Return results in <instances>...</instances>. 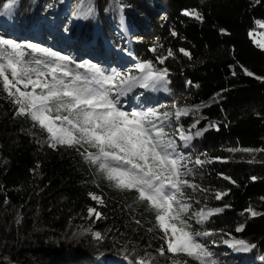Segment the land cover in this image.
Returning a JSON list of instances; mask_svg holds the SVG:
<instances>
[{"label": "trees", "instance_id": "16d2710c", "mask_svg": "<svg viewBox=\"0 0 264 264\" xmlns=\"http://www.w3.org/2000/svg\"><path fill=\"white\" fill-rule=\"evenodd\" d=\"M51 1L18 0L12 14L18 32L16 38L71 55L68 46L54 42L50 45L47 39L30 36L32 30L41 29V17ZM7 2L0 0V15ZM80 3L81 0H70L71 14ZM94 3L96 24L108 41L119 46L123 37L116 38L115 31L107 25V18H119L118 13L108 11L112 0H94ZM122 3L128 6L124 15L134 33L137 61L151 60L169 72L167 96L150 98L144 106L173 110L172 105H200L199 113L181 118L185 129L197 118L200 120L197 128L207 127L209 122L216 125L183 149L192 157L189 167L195 168V174L187 179L198 185L196 192L186 189V195L192 197L186 201L191 205L188 215L202 207L228 204L230 207L224 213L204 223L205 229L216 233L206 239L207 245L216 253L219 264H264L261 259L264 215L252 217L246 211L252 208L264 213V165L247 162L252 159L264 163V152L228 151L264 149V81L255 78L264 77V50L250 37L255 21L264 20V0L259 3L256 0H122ZM185 11L199 12L204 19L200 22L185 16ZM173 30L178 33L176 37L171 36ZM91 37L90 24L81 32L80 40L87 43ZM153 47L156 53L151 51ZM180 48L189 51L192 58L185 57ZM168 49L173 50L175 58L169 57L163 65L159 64L156 56L166 55ZM97 50L103 52L101 46ZM74 58L77 63L84 60L98 63L87 57ZM99 63L108 69L125 71L109 58ZM243 68L254 75H244ZM5 97L6 94H0V264H109L118 260L129 263V259H139L131 255L132 249H137L140 256L147 252L157 257L155 264H173V254L158 257L156 249L163 244L160 239L163 233L155 227L154 212L134 203L135 193H122L110 187L76 148L49 147L47 133L33 127L30 120L16 118L15 108ZM133 99L139 106L144 100L140 92ZM82 151L84 148H80ZM197 156L221 160L213 159L211 164L198 168L194 165ZM221 174L230 176L236 184L224 180ZM253 176L257 179L252 180ZM216 191L228 194L217 201ZM89 193L102 196L105 204L98 205ZM88 207H96L106 218L88 219ZM191 223L194 228H201L194 219ZM241 223L243 231L235 232ZM89 224L107 232V240L94 242L89 235L72 239V233ZM149 228L153 231L149 232ZM221 235L225 239L232 236L245 239L257 248L241 259L236 258L223 244Z\"/></svg>", "mask_w": 264, "mask_h": 264}, {"label": "snow or ice", "instance_id": "6c2138e0", "mask_svg": "<svg viewBox=\"0 0 264 264\" xmlns=\"http://www.w3.org/2000/svg\"><path fill=\"white\" fill-rule=\"evenodd\" d=\"M17 5L18 0H8L3 5L2 15L11 18ZM47 7L51 9L53 5L48 4ZM126 7L122 0H112L108 9L119 14L120 28L124 32L128 30L124 15ZM96 14L94 0H81L73 13L76 19L85 21L95 19ZM184 15L200 22L204 19L201 13L195 11H185ZM255 23L264 27V21L256 20ZM6 25L7 21L0 24V29H3L0 31V94H6L5 98L15 108L16 118L30 120L33 127L38 126L46 132L49 147L76 148L114 190L135 193L134 203L143 204L154 212L155 227L163 233L160 236L163 244L156 249L158 257L170 253L173 254V264H219L216 253L206 243V239L216 233L203 225L210 217L224 213L230 206L225 203L223 207H202L188 215L191 205L186 202L192 199L186 195V189L196 192L198 185L187 179L195 174V168L189 167L193 160L183 149L190 147L209 128L216 127L209 122L207 127L197 128L200 123L197 118L185 129L181 118L199 113L201 106L172 105L173 110H162L163 106H144L148 103L145 96L140 106L125 110V99L136 89L168 91V69L158 68L151 60L136 63L133 69L126 71L108 69L102 63L90 60L77 63L71 55L29 39L14 37L9 31L14 25ZM221 32L224 30L221 29ZM177 35L175 30L171 32V36ZM258 46L264 47L262 44ZM124 51L132 56L131 51ZM151 51L156 53V47ZM179 51L188 59L192 58L186 49L180 48ZM169 57L175 58L172 49H168L166 55L156 56V59L163 65ZM243 73L250 77L254 75L247 68H243ZM232 75L235 76L236 72L233 71ZM255 78L264 81V77ZM191 129L196 130L192 132ZM80 148L84 151L80 152ZM228 151L253 154L264 152V149L230 148ZM213 159L221 160L220 157L201 159L197 156L194 165L202 168L211 164ZM221 175L224 180L236 184L230 176ZM256 179L252 177V180ZM227 194V191H216L215 200L220 201ZM89 195L98 205L105 204L102 196L95 193ZM246 211L252 217L264 215L252 208ZM93 216L97 221L106 218L96 207H88L87 218ZM193 219L201 225L200 229L193 227ZM135 223L140 225L141 222L136 220ZM243 229L244 224L241 223L235 232ZM148 231H153V228ZM85 235L97 241L102 239L101 232L91 227H80L72 233V239ZM220 238L236 253H251L257 248L255 243L235 236L225 239L221 235ZM131 255L139 259L133 261L126 256L129 264H155L157 260L147 252L140 256L137 249H132ZM261 259L264 260V257Z\"/></svg>", "mask_w": 264, "mask_h": 264}, {"label": "rangeland", "instance_id": "374dc122", "mask_svg": "<svg viewBox=\"0 0 264 264\" xmlns=\"http://www.w3.org/2000/svg\"><path fill=\"white\" fill-rule=\"evenodd\" d=\"M50 4H52L53 7L51 9H49L47 7L44 10V14L41 17V23H42L41 26H43L44 29L46 28V30L49 31V32H46L45 38H43L42 41H45V39H47V41H48V38H50V40H52V38L49 34L50 29H47V28H49V27L54 28L57 26L58 30L55 34L57 35L56 37H58V38H56L55 39L56 41L55 40L54 41H55V43L63 46L64 41H61V40L69 41L68 37L69 38H71V36H73V38L77 37L78 34L80 33V28L83 29L81 32H84L91 24L92 25V36L94 37V35H97L98 33L102 36V37L98 38L99 45L101 43H103L104 48H105L106 44H107V46H108V52H107L108 55L107 56H108V58L111 57L110 56L111 46L113 43L107 42V36H105L103 34V32L100 30V28L98 27V25L95 24L96 23L95 19H90L87 21L76 19L75 16L73 14H71L70 0H52ZM124 5H126V4H124ZM127 7H126V9H127ZM261 21H264V20H261ZM76 22H77V24L75 25ZM117 23H118L119 28L117 26ZM107 25L113 31L115 30L117 34H121L124 37V40L122 41V43L119 46H120V48L121 47L123 48V53H124L123 55L126 57L128 55V52L124 51V49H127L128 51H130V48L132 46V45L130 46V43H134L133 42L134 38L132 37L134 35V33H132L130 30L129 31L127 30V32H129V35L131 36V39L129 38V36L127 39L125 38V35L121 32L122 30L120 28V17L118 18V20H115L113 18H111V19L107 18ZM125 26L127 27V29H129L126 17H125ZM54 29L56 31V28H54ZM65 29H68V31H65ZM62 35L66 36V39H62V37H61ZM100 35H98V36H100ZM39 36H40V33H39ZM250 37L253 40L255 45H257V46H258V44L264 45V27H260V26L256 25L255 28L251 31ZM48 44H50V43L48 42ZM99 45H96L97 46L96 48H98ZM69 46H71V45H69ZM258 47L260 49L264 50V47H260V46H258ZM112 51L115 52V48H113ZM115 53L118 55L117 52H115ZM73 55H75L74 52H73ZM125 60H126V58H125ZM160 94H161V91H160ZM157 96H159V95H157ZM144 97L145 96H143V99H144ZM123 106H124L125 110H128L133 105L129 104L128 98H127V99H125ZM137 106H139V105L135 104V106H133V107H137ZM249 161H253L251 163H254V164L264 165V163H261L257 160L249 159L247 162L250 163ZM87 227H91L94 231H100L101 232L102 239L99 241H97L96 239L92 238L89 235L94 242H103V241L107 240L106 237L109 236L107 232H103V231L99 230V228L97 226H95L94 224H89V225H87ZM241 254L245 255V253H241Z\"/></svg>", "mask_w": 264, "mask_h": 264}, {"label": "bare ground", "instance_id": "6f19581e", "mask_svg": "<svg viewBox=\"0 0 264 264\" xmlns=\"http://www.w3.org/2000/svg\"><path fill=\"white\" fill-rule=\"evenodd\" d=\"M6 20L5 19H2V24L5 22ZM7 24H8V22H7ZM77 24V22L75 23V25ZM7 26V25H6ZM51 32H55V29L54 28H51ZM121 32H124V31H121ZM126 35H128L129 36V38L131 39V36L129 35V32H124ZM62 37V39H66V36H64V35H62L61 36ZM132 45V46H131ZM130 46H131V48H130V51L131 52H133V49H134V47H133V44L132 43H130ZM88 47H90L89 45H88ZM115 55H117V54H115ZM118 56H119V53H118ZM127 57H129L128 55L125 57L124 55H122V58H127ZM132 61H133V65H134V60L132 59ZM161 91V90H160ZM160 91H158L156 94L157 95H160Z\"/></svg>", "mask_w": 264, "mask_h": 264}]
</instances>
